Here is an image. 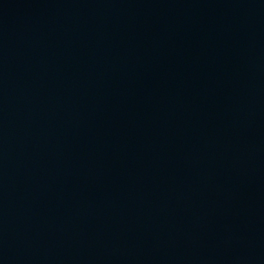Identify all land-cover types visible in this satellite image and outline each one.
<instances>
[{
	"label": "water",
	"instance_id": "water-1",
	"mask_svg": "<svg viewBox=\"0 0 264 264\" xmlns=\"http://www.w3.org/2000/svg\"><path fill=\"white\" fill-rule=\"evenodd\" d=\"M0 264H264V0H0Z\"/></svg>",
	"mask_w": 264,
	"mask_h": 264
}]
</instances>
